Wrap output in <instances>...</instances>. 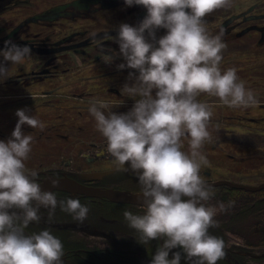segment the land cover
<instances>
[{"label":"clouds","instance_id":"9594fccd","mask_svg":"<svg viewBox=\"0 0 264 264\" xmlns=\"http://www.w3.org/2000/svg\"><path fill=\"white\" fill-rule=\"evenodd\" d=\"M124 2L147 10L139 26L123 23L118 31L120 52L126 60V65L118 68L139 72L138 76L129 73L135 82L125 84L121 92L140 99L125 114L112 112L113 105L101 99L91 100L88 108L113 162L138 178L137 198L143 214L126 210L124 219L140 243L163 239L151 264H180L179 251L169 259L175 248H181L192 264H217L225 256V243L209 230L218 227V212H226L235 202H220L218 208L206 203L215 196V190L201 175V168L209 163L201 149L212 140L208 129L214 106L197 97L202 93L218 97L222 105L232 108L259 103L235 68L221 70L226 47L223 30L211 35L204 20L217 9L230 8L232 0ZM158 28L167 29V34L157 41ZM146 31L155 43L148 42ZM0 55L19 65L31 56V49L5 41ZM106 57V61L112 59ZM8 76L9 69L0 64V80ZM15 114L18 122L11 138L0 141V264H63V243L50 229L31 235H26L25 229L30 222H40L41 206L49 210V221L59 207L80 224L87 220L90 209L78 198L58 200L55 192L41 190L39 174L24 163L33 137L25 134L22 126L43 130L45 125L26 109ZM185 138L187 152L182 150ZM50 183L58 186L59 178H51ZM9 209H20L22 214L9 213Z\"/></svg>","mask_w":264,"mask_h":264},{"label":"rangeland","instance_id":"374dc122","mask_svg":"<svg viewBox=\"0 0 264 264\" xmlns=\"http://www.w3.org/2000/svg\"><path fill=\"white\" fill-rule=\"evenodd\" d=\"M14 14L0 21L1 27L5 26L6 30L13 26L15 29L14 35L13 31L0 34V52L5 49L3 40H14L11 42L18 46H28L31 56L22 64L13 65L0 55V64L9 69L7 79L0 80V124L18 121L15 114L18 109L26 107L30 99L40 100L27 98V95L49 94L41 100L49 99L54 101V105L59 102L58 107L52 106L54 112L47 109L46 114L36 113H43L37 119L50 123L51 127L45 124L43 130H33L32 150L24 161L26 168L64 167L76 171L99 168L105 164L119 169L113 161H107L111 156L106 151V139L97 130L94 117L84 104L90 105L91 100L101 99L113 105L112 112L125 114L140 99L125 96L121 92L125 84L135 82L129 79V73L138 76L139 72L127 67L118 68L122 63L126 65L120 52L118 31L123 23L139 26L147 15L146 8L135 4L127 6L124 0H17ZM204 20L211 35H218L223 30L222 42L226 47L222 51L221 70L235 68L240 80L255 93L259 103L255 107L232 108L222 105L218 97L204 93L197 97L200 102L214 106L208 129L212 140L205 142L201 149L209 163L201 168V175L207 182L229 180L260 185L264 182V0H232L230 8L217 9ZM166 34L167 29H156V40ZM145 37L148 42L155 43L148 37L147 31ZM44 41L48 42L47 49H43ZM106 56L112 59L106 61ZM31 76L37 77L32 80ZM25 129L22 128V131L27 134ZM13 130L0 129V141L10 139ZM36 140L39 141L35 143ZM88 140H92L89 142L94 145L89 146L85 142ZM183 143L182 150L189 151L186 138ZM85 157L104 159L106 162L89 164ZM123 173V177L117 178L114 184H118L123 191L127 189L140 193L138 178L130 176L133 172L123 170ZM91 208L83 224L85 227L80 229L66 227L67 222H78L73 221L71 215L60 211L59 207L53 220H47L50 224L59 225V228H54L56 231L65 232L60 235L51 231L61 239L65 254L82 247L84 240L89 241L94 232L88 226L93 222L98 227L106 228L102 232L96 231V237L105 239L107 233L106 238L109 240L106 243L111 245L114 253L106 263L105 259H98L99 264H151L161 246L159 240H152L147 245L140 243L135 230L127 226L123 216L126 210L143 214L142 208L113 204L98 209L94 215ZM41 211H45L48 216V209L41 206ZM244 216L245 220L227 222L224 213L218 212L215 217L218 227L209 231L215 236L226 238L222 239L233 247L238 245L242 252L253 251L258 254L260 251L253 246L258 242L254 233V220L248 214ZM106 243L98 242L102 246ZM175 252H178L176 248L170 251L169 259ZM180 253L185 264H190L182 249ZM62 261L63 264H91L77 255L62 258ZM241 264H264V259L246 260Z\"/></svg>","mask_w":264,"mask_h":264},{"label":"flooded vegetation","instance_id":"af4514ba","mask_svg":"<svg viewBox=\"0 0 264 264\" xmlns=\"http://www.w3.org/2000/svg\"><path fill=\"white\" fill-rule=\"evenodd\" d=\"M16 7H17V0H0V21L4 20L6 16L12 17L15 14L16 11ZM25 25H23L24 27ZM10 28V27H9ZM11 31H13V35L15 33V29L14 26L12 28H10V30H6L5 26L1 27L0 25V34L2 32L4 33H11ZM5 42V40H3ZM9 41H13L14 40H9ZM49 47L48 42L44 41V47L43 49H47ZM78 52V51H77ZM109 55V54H108ZM34 80V77L36 78L37 76H31ZM46 82V81H45ZM47 93V92H46ZM49 94L47 95H43V94H39V93H35L32 95H27V98H38L40 99L39 101L37 99H30L29 102L27 103L26 107H24L23 109L27 110V114L29 115H33L34 117H39V115H36V113H40V112H44V114H46L45 110L50 109L51 112H54L55 110L52 108V106H59V102L56 103V105H54V101H51L49 99H42V97H48ZM33 100V101H32ZM42 102V103H40ZM53 103V104H52ZM86 103V102H85ZM44 104V105H43ZM86 106V108H89L90 105L88 104H84ZM43 109V110H42ZM59 108H57L58 110ZM42 110V111H41ZM46 117V116H45ZM18 121H13L10 122L9 124L6 125H1L0 124V129H6V128H13L15 129V125ZM43 122V121H42ZM44 123V122H43ZM46 124V126L48 128H50V123H44V125ZM22 128H26L25 130L27 131V134L31 135L33 137V141H34V132H33V128L29 127L28 125H23ZM35 131V130H34ZM1 134V132H0ZM39 140H36L35 143H37ZM92 140H88L85 142H88L89 146L94 145V143L89 142ZM41 142V141H40ZM46 143V142H44ZM90 153V149L88 150ZM89 156V155H86ZM97 156V155H96ZM100 157V156H99ZM108 158V157H105ZM85 159L88 160L89 164H100L102 162H106L103 161L104 159H94L92 157H85ZM109 160H107L108 162L113 161V158L110 157L108 158ZM100 162V163H99ZM29 170H35L38 174H39V178H38V182L40 184H43L44 181L48 178V176H53V177H57V178H70L73 180H76L84 185L87 186H92V187H96V188H100V189H116V190H122V188L118 185V184H114L116 182H114L115 180H117V178L119 177H123L124 173L123 170L121 168L117 169V168H113L112 166H108L105 165L103 167H99V168H91V169H79L76 171H69L68 169H65L64 167H57V168H45V167H40V168H30ZM85 173H106L101 179L99 180H84L80 178L81 174H85ZM131 177L137 178V176L132 173V175H130ZM127 191V189H125ZM51 191V190H50ZM52 192L56 193L57 199L58 200H66L69 197H73V198H78L81 202V204L87 205L89 206V208H91L93 211V215L95 214V211H97L98 209H104L106 206H112L113 204H118V205H122V206H134L135 205H127V204H119V203H114L111 202L108 199H100V198H90V197H86V196H81V195H73L67 192H63V191H59V190H53ZM133 192V191H132ZM35 205V203L33 202V206ZM139 207V206H137ZM142 208V207H140ZM9 213L15 211L17 214H22V210L20 209H9L8 210ZM41 216V220L39 223L36 222H30L29 226L27 229H25V234L26 235H31L33 232H39L41 230L44 229H50V231H56L54 228H59L57 223H48V216L46 214L45 211H41L38 213ZM67 226L64 223V226L66 227H72L73 229H80L85 227L82 223H72V222H67ZM89 228H92L91 232H94L93 236L90 235V239L89 241L84 240L83 241V245L82 247L77 248L75 251H71L73 252L72 255H70L69 251L66 252L65 256H63V259H68L70 257H75L77 255V257H79L80 259L84 260L85 262L91 263V264H99L97 261L98 259L104 260L105 259V263L107 261L108 258H110V256H112V254H114L112 252L111 249V245L107 244V240H109L107 237V233H105L106 236L105 239L99 237H96V231H105L106 228H101L98 227L95 223L91 222V224H89L88 226ZM57 233H60V235L65 234V232L62 231H56ZM224 240H226V238L221 237ZM159 240V239H158ZM223 240V241H224ZM101 241H105L106 244L99 245L98 242ZM85 242H89V243H85ZM91 242V243H90ZM160 243V241H159ZM225 243V256L223 259L219 260L217 262V264H241L242 261H246V260H253V261H257V260H262L264 258H256V255H259L260 253H254L253 251H244L242 252L241 250L238 249V245L233 247L232 244H228L227 241H224ZM161 245V244H160ZM177 251H181V248H176ZM70 256H69V255ZM264 254V253H261ZM85 256H91L92 258H86ZM190 264H192V262L190 261Z\"/></svg>","mask_w":264,"mask_h":264},{"label":"water","instance_id":"95a60500","mask_svg":"<svg viewBox=\"0 0 264 264\" xmlns=\"http://www.w3.org/2000/svg\"><path fill=\"white\" fill-rule=\"evenodd\" d=\"M105 174L106 173H85V174H81L80 178L84 180H99ZM51 178L54 177L48 176V178L44 181V183L40 184L42 191L59 190L73 195H81L90 198L108 199L114 203L135 205L141 207L140 201L137 198L139 193L116 190V189H100V188L84 185L76 180L67 177L59 178L60 181L59 185L53 187L50 183ZM208 184H210L213 188L227 186L231 189L243 190L247 192H260L264 190V182L256 186L242 184L229 180L208 182ZM159 241L162 246L164 243L163 239H159ZM256 258H264V254L256 255Z\"/></svg>","mask_w":264,"mask_h":264},{"label":"trees","instance_id":"16d2710c","mask_svg":"<svg viewBox=\"0 0 264 264\" xmlns=\"http://www.w3.org/2000/svg\"><path fill=\"white\" fill-rule=\"evenodd\" d=\"M214 190L215 196L206 203L219 205L220 202H223L227 205L229 201H234V206L223 212L224 220L227 222L242 221L246 219L244 214H248L254 220V233L258 239V242L253 246L260 253H264V190L247 192L227 186L214 187ZM249 213L251 214L249 215ZM180 264H185L184 259L181 258Z\"/></svg>","mask_w":264,"mask_h":264}]
</instances>
